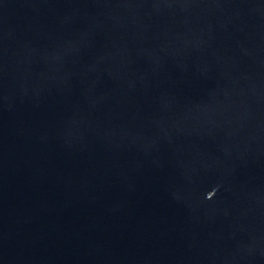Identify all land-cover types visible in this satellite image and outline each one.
<instances>
[{"label": "water", "instance_id": "1", "mask_svg": "<svg viewBox=\"0 0 264 264\" xmlns=\"http://www.w3.org/2000/svg\"><path fill=\"white\" fill-rule=\"evenodd\" d=\"M0 264H264V0H0Z\"/></svg>", "mask_w": 264, "mask_h": 264}]
</instances>
